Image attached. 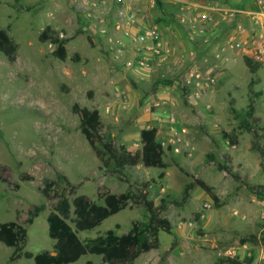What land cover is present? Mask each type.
I'll list each match as a JSON object with an SVG mask.
<instances>
[{"label": "rangeland", "instance_id": "rangeland-1", "mask_svg": "<svg viewBox=\"0 0 264 264\" xmlns=\"http://www.w3.org/2000/svg\"><path fill=\"white\" fill-rule=\"evenodd\" d=\"M94 1L0 0V28L7 30L18 45L14 62L0 53V223L16 222L26 228L28 238L23 252L34 256L54 254L56 241L49 236L47 221L52 207L41 192L46 181L54 182L53 191L71 203L76 196L84 195L104 205L98 195L106 189L116 194L143 192L156 207L165 205L163 217L172 223L174 234L161 232L159 249L141 255L134 264H221L227 258L264 264V157L253 148L252 135L239 130V122L231 112L234 108L244 113L250 98H254L264 136V66L253 75L243 61L255 40L260 43L264 19L255 26L238 21L240 14L228 20L219 17V26L209 27L211 45L196 41L204 46L195 63L197 69L205 76L213 67L210 76L215 83L209 88L182 81L185 72L194 67L193 62L173 77L169 73L157 81L137 84L133 75L140 69L117 62L107 40L87 17L91 8L86 7L98 9ZM106 1L98 16L106 15L111 27L114 1ZM252 1L258 8L259 0ZM168 24L169 30L177 28L183 35L173 14ZM238 24L245 27L244 33H237L240 47L227 46L223 60H214L213 54L226 44L229 35L236 33ZM47 27L66 42L65 60L54 56V45L40 40ZM188 89L198 93L191 107L186 98L191 92ZM159 93L174 95L177 100L170 108L179 113L185 106L192 119L184 127L174 125L183 142L164 147L167 168L146 169L139 165L126 170L122 179L107 173L79 130L74 104L99 110L105 139L136 153L142 148L140 133L148 119L146 108L155 112L157 107L149 104ZM40 104L47 105V110ZM223 133L235 135L237 144L224 138ZM159 141L165 139L161 136ZM261 144L264 146V137ZM209 154L229 167L232 174L208 162ZM199 180L220 197L219 206L197 184ZM42 205L44 211L29 224L30 213ZM70 217L69 224L77 231L71 222L73 208ZM145 220L144 207L133 204L92 230L78 231V236L88 242L109 230L122 235L133 221ZM251 235L257 240L241 243ZM13 251L0 242V264H35L34 259L25 258L10 262ZM71 264L104 263L100 256L88 253Z\"/></svg>", "mask_w": 264, "mask_h": 264}, {"label": "trees", "instance_id": "trees-1", "mask_svg": "<svg viewBox=\"0 0 264 264\" xmlns=\"http://www.w3.org/2000/svg\"><path fill=\"white\" fill-rule=\"evenodd\" d=\"M161 11L164 10L163 4L156 0ZM165 19V18H164ZM159 21H167L166 19ZM42 42H50L55 46L54 56L60 60L67 58L66 42L56 33L47 27L41 34ZM18 45L12 40L7 30L0 28V53L3 54L9 62L16 60ZM244 64L249 72L257 74L262 65L254 63L249 56L243 57ZM259 96L258 93H253ZM73 112L79 117V130L88 141L90 147L95 152L96 157L101 163V168L107 173L124 178L126 170L142 165L146 169L157 168L166 169L165 148L162 142L157 138V129L155 127L145 128L140 133L142 148L140 151L133 153L124 146H116L114 143L107 141L102 134L101 114L97 109L80 107L74 104ZM231 112L236 121L239 122V130L245 131L252 135L253 148L258 150L264 157V146L261 140L264 137L259 127L260 118L255 114L254 98H250L247 110L244 113H238L234 108ZM224 138L229 139L233 145H236L238 139L235 135L223 133ZM228 158V156H226ZM208 162H215L218 167L227 174H232V170L222 165L215 155H207ZM161 176H164L162 173ZM24 180V179H23ZM26 180V179H25ZM210 197V200L219 206L221 199L213 192L212 188L207 186L203 181H197ZM55 183L46 181L45 188L41 192L45 199L51 204L52 211L48 216L49 236L56 241L54 246L55 253L43 252L34 256L30 252H23L27 244V230L16 222L0 223V242L7 247L14 248L10 256V262L21 258L34 259L35 264H71L78 261L86 254L100 256L104 264H134L137 259L152 250L160 247L159 235L164 232L168 235L174 234V227L163 213L166 211L165 205L159 207L148 199L145 193L139 195L132 191L126 193H112L109 189L100 192L98 197L104 201V205L97 204L89 197L81 195L76 196L72 203L63 196H59L57 191H53ZM191 185L187 189H189ZM53 192V195H52ZM187 197V191H185ZM133 204L144 207L146 211V220L143 222L133 221L129 230L122 235H117L114 230H109L106 235L99 236L88 242H83L78 231L92 230L109 217L119 213L127 207L132 208ZM73 208L74 217L71 222L75 224L74 231L69 224ZM45 207L38 206L30 213L28 223L32 224L34 220L44 211ZM257 236L251 235L248 239H242L241 243L256 241ZM175 246V243L172 244ZM221 264H251L252 259L239 260L227 258L220 262Z\"/></svg>", "mask_w": 264, "mask_h": 264}, {"label": "built area", "instance_id": "built-area-1", "mask_svg": "<svg viewBox=\"0 0 264 264\" xmlns=\"http://www.w3.org/2000/svg\"><path fill=\"white\" fill-rule=\"evenodd\" d=\"M88 1V0H87ZM98 1V3H97ZM114 1V18L111 27H108L106 15L99 17V9L107 4L106 0H95L94 7L87 13V17L94 22L97 27V33L107 40V44L112 49L117 62L124 67L132 69L137 68L144 71H150L153 74H160L162 70H167L172 54V48L164 38L162 30L157 29L153 25L146 24L143 9L141 8L142 0H112ZM153 6L156 0H150ZM175 5H179V13L176 14V24L182 31L186 32L192 41H202L207 45H211L212 31L209 27L217 28L220 22L217 20L222 17L228 20L229 16L234 17L235 14H246L251 22L258 26L260 20L264 19V4L262 0L258 1V9L249 12L230 9L225 6L220 0H170ZM100 3V4H99ZM96 22L98 24H96ZM236 33L231 34L226 39V44L220 46L213 54L214 60L224 58L227 46L240 47L237 43V33H244L245 27L238 24ZM169 30V29H168ZM260 43L257 39L254 42V47L247 49L248 55L254 63L264 66V35L259 36ZM248 54V53H247ZM225 60H228L225 58ZM183 63V61H180ZM206 63L209 60L206 59ZM208 73L203 76V73L195 68L185 72L184 81L195 83L196 87L204 85L206 88L215 83V78L210 74L213 67H209ZM201 78L202 80L198 79ZM172 123L175 122L174 117L170 118ZM183 142V137L172 124L170 134L162 141L164 147H175ZM206 208L209 205H205Z\"/></svg>", "mask_w": 264, "mask_h": 264}, {"label": "crops", "instance_id": "crops-1", "mask_svg": "<svg viewBox=\"0 0 264 264\" xmlns=\"http://www.w3.org/2000/svg\"><path fill=\"white\" fill-rule=\"evenodd\" d=\"M163 6H164V10L161 11L159 10V5L156 2V6L151 3L150 0H142L141 1V8L143 9V14L145 16V22L146 24H150L153 25L154 27H156L159 30H162L164 33V38L166 39V41L169 43V45L173 46L172 47V54L173 56L171 57L170 61H169V65L167 67V70H162V72L160 74H153L150 71H140L137 70L136 75L134 80L135 82L141 83L144 82V80H148V81H157L159 80L158 77H160L161 75L166 76L167 74L170 73V76H174V73L176 74L177 71L185 68V67H190V64L193 62L194 67H196L195 63H198V55L199 53H201L203 51V43H199L197 44L196 41H192L189 37V35L182 31L183 35H181V32H179V29L177 28H172V30H168L169 29V20H170V16L171 14L174 15V17H176V14L179 13V5H176L170 1V0H159ZM223 2L225 3V5L229 8H233V9H238V10H242V11H252V10H257V4L255 3V1L252 0H223ZM158 11L155 17V12ZM148 13V15H147ZM146 14V15H145ZM147 16V17H146ZM158 16V17H157ZM149 17V18H148ZM147 18V19H146ZM166 19L167 21H159L160 19ZM164 19V20H165ZM231 20V19H230ZM237 20L238 21H245L250 22V24L252 25L251 20L249 19V17L245 14H240L239 16H237ZM148 21V22H147ZM223 23V22H222ZM217 31H215L216 33ZM214 33V32H213ZM247 36V35H246ZM213 53V50H212ZM182 57L186 58L187 61L185 59H182ZM180 61H183V63H180ZM193 67V68H194ZM192 69V68H191ZM182 81H184V75L183 77H181ZM163 89V88H162ZM160 89L159 92H162L163 90ZM191 92H189L188 95H186V98L189 99V104L191 107L192 102H196V100H198V93H193L194 90L193 89H188ZM173 97H169L164 93H159L158 96L153 95L152 99L150 101L149 105H155L157 107V109L155 110V112L150 113L149 110L150 108H146V110L148 109V111H146L147 114V120L145 121V123H143L142 126V130L145 128H152L155 127L157 129V138L159 139V137L162 136L163 139H166L169 134H170V126L176 125L179 126L182 125L184 127V123L190 124L189 122L192 120L190 117H188V112H189V108H186L185 106L181 109L182 111L179 113H175L173 109H171L170 107L173 106V104H175V100H177L174 95H172ZM191 113V112H189ZM199 111H197V114L199 115ZM176 115H178V119L176 117ZM174 117L175 122L172 123L170 121V118ZM186 119V121L184 120ZM179 120V122H178ZM182 122V124H181ZM197 121H192L193 124H197ZM167 129V130H166ZM138 167V166H136Z\"/></svg>", "mask_w": 264, "mask_h": 264}, {"label": "bare ground", "instance_id": "bare-ground-1", "mask_svg": "<svg viewBox=\"0 0 264 264\" xmlns=\"http://www.w3.org/2000/svg\"><path fill=\"white\" fill-rule=\"evenodd\" d=\"M41 105V104H40ZM47 105H41V107L43 108V109H46V108H48V107H46ZM47 110V109H46Z\"/></svg>", "mask_w": 264, "mask_h": 264}]
</instances>
